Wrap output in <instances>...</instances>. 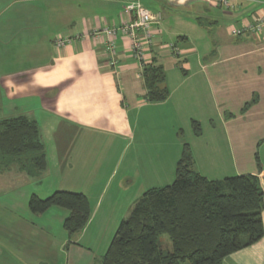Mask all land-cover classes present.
Here are the masks:
<instances>
[{"label": "crops", "instance_id": "0c3cea01", "mask_svg": "<svg viewBox=\"0 0 264 264\" xmlns=\"http://www.w3.org/2000/svg\"><path fill=\"white\" fill-rule=\"evenodd\" d=\"M129 1L0 0V115L26 114L38 121L49 173H62L48 193L84 192L92 208L73 239L66 229L60 237L48 231V219L58 212L64 224L67 209L49 217L48 209L40 215L44 222L0 221L5 264H101L134 202L175 179L194 119L204 126L190 140L198 171L213 180L256 174L264 190V29L231 33L264 17V0H230L228 7L219 0H141L162 15L147 54L148 62L166 72L170 96L162 102L147 101L143 66L130 38L118 31L112 54L105 34L90 35L127 21ZM58 37L72 40L59 46ZM205 129L222 131L227 167L220 165L213 136L201 141ZM117 139V164L126 160L136 173L134 168L107 174L104 155L92 151ZM262 218L264 223V208ZM222 264H264V235Z\"/></svg>", "mask_w": 264, "mask_h": 264}, {"label": "trees", "instance_id": "16d2710c", "mask_svg": "<svg viewBox=\"0 0 264 264\" xmlns=\"http://www.w3.org/2000/svg\"><path fill=\"white\" fill-rule=\"evenodd\" d=\"M142 77L148 102L168 99L170 90L161 64L145 63ZM192 125L195 134L202 133L198 120H192ZM40 126L26 114L1 117L0 166L41 178L49 161ZM28 205L35 214L53 206L67 209L64 228L70 239L82 232L92 212L84 192L67 189L54 190L44 198L33 193ZM263 208L264 190L256 174L210 179L198 171L185 142L173 182L147 189L134 202L101 264H222L227 255L263 237ZM163 234L171 238L172 250L162 248L159 238Z\"/></svg>", "mask_w": 264, "mask_h": 264}, {"label": "rangeland", "instance_id": "374dc122", "mask_svg": "<svg viewBox=\"0 0 264 264\" xmlns=\"http://www.w3.org/2000/svg\"><path fill=\"white\" fill-rule=\"evenodd\" d=\"M126 11V10H125ZM99 38V37H96ZM108 38V37H107ZM108 41V40H107ZM107 44V42H106ZM206 98V95L203 97V100ZM2 115H0V118ZM201 127L204 128V126L201 124ZM206 127V125H205ZM209 130V129H208ZM207 129H205L204 134L201 138V141H204L209 137V135L213 136V142L215 145H218L219 148L215 147V150L218 151V154L220 155V165L222 167H227V161L225 158V154L228 156V149L225 147L223 143V138H222V131H214L209 132ZM194 133V129H193ZM191 132L186 133V137L184 142L189 143L191 150L193 152L192 144L190 140H193V137L195 133L193 134ZM94 140V139H92ZM115 143V142H114ZM120 141L117 139L115 145H105V147H92V151L99 153V155H104V160L106 161L104 165L106 168V173H112L116 170L119 173H123L126 169H131L134 170L136 173V167L135 165L129 164L127 167L126 160L122 161L121 163L118 162V158L120 157L121 154V148L116 147V145L120 146ZM200 142V146H201ZM226 148V149H225ZM264 150L262 146H260V155H261V150ZM132 150V147L128 148L126 150L125 154H129ZM225 154H224V152ZM223 157V158H222ZM133 168H130V167ZM52 167V165H51ZM54 169V167H52ZM64 170H66V164H64ZM155 170L156 167H153ZM128 171V172H129ZM27 172H19L16 169H13L12 166L8 165H1L0 166V221H9V222H17V221H42V219L45 218H40L41 214H35L33 213L30 208H29V199L33 193L37 194L38 196H41V198L48 197L50 193H48L47 188L49 186V183L56 178L60 176V172L57 170H54L53 174L49 173V167L45 171V174L41 178H33L29 177ZM12 174V178L9 179L7 175ZM7 176V177H6ZM50 177L49 179L45 180L46 177ZM6 177V178H4ZM138 181H135V183ZM137 184V183H136ZM57 190V189H54ZM53 190V191H54ZM52 191V192H53ZM54 209V210H53ZM56 209H64L59 206H53L51 209H49L46 213L49 217V215L52 213V211L55 212ZM129 213V212H128ZM58 212L55 214V218L51 220L48 219L47 225H48V231H50V235L53 237H60L62 235V231L65 230L63 222L57 218ZM47 220V219H46ZM44 222V221H42ZM159 242L162 246V248L165 251L172 250L173 249V243L171 238L169 237L168 234H163L159 238ZM6 260L4 259L3 256L0 257V264H5Z\"/></svg>", "mask_w": 264, "mask_h": 264}, {"label": "built area", "instance_id": "2783aa9c", "mask_svg": "<svg viewBox=\"0 0 264 264\" xmlns=\"http://www.w3.org/2000/svg\"><path fill=\"white\" fill-rule=\"evenodd\" d=\"M223 6L228 7L230 0H219ZM129 19L119 27H108L94 29L90 35L100 37L105 34L108 37L106 49L112 54L116 53L118 31L131 39V49L135 57L140 61L142 66L148 62V52L155 45L156 33L155 25L160 24L162 15L146 6L141 0H131L125 6ZM264 29V17L255 23H247L242 26L233 27L231 33L234 36H240L246 32H261ZM87 35V36H90ZM86 36V35H85ZM70 37H58L55 42L61 46L70 42ZM169 47L176 53L178 48L174 44ZM112 63H115L113 60Z\"/></svg>", "mask_w": 264, "mask_h": 264}]
</instances>
